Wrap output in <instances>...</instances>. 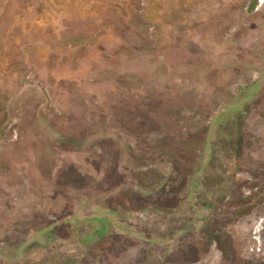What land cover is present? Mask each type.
I'll return each instance as SVG.
<instances>
[{
	"label": "rangeland",
	"instance_id": "374dc122",
	"mask_svg": "<svg viewBox=\"0 0 264 264\" xmlns=\"http://www.w3.org/2000/svg\"><path fill=\"white\" fill-rule=\"evenodd\" d=\"M0 0V264H264V0Z\"/></svg>",
	"mask_w": 264,
	"mask_h": 264
},
{
	"label": "trees",
	"instance_id": "16d2710c",
	"mask_svg": "<svg viewBox=\"0 0 264 264\" xmlns=\"http://www.w3.org/2000/svg\"><path fill=\"white\" fill-rule=\"evenodd\" d=\"M256 3H257V1L256 0H254L251 4H250V6H249V11H252V10H254V8L256 7Z\"/></svg>",
	"mask_w": 264,
	"mask_h": 264
}]
</instances>
